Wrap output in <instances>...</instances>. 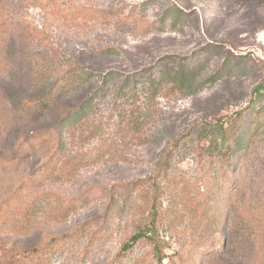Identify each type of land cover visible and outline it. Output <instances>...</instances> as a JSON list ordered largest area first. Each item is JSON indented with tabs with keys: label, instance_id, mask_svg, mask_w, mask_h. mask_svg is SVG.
Here are the masks:
<instances>
[{
	"label": "rangeland",
	"instance_id": "1",
	"mask_svg": "<svg viewBox=\"0 0 264 264\" xmlns=\"http://www.w3.org/2000/svg\"><path fill=\"white\" fill-rule=\"evenodd\" d=\"M0 264H264V0H0Z\"/></svg>",
	"mask_w": 264,
	"mask_h": 264
},
{
	"label": "trees",
	"instance_id": "2",
	"mask_svg": "<svg viewBox=\"0 0 264 264\" xmlns=\"http://www.w3.org/2000/svg\"><path fill=\"white\" fill-rule=\"evenodd\" d=\"M212 131L214 132V140L211 141L210 145L216 146L218 148L220 142H224L226 139V129L225 124L220 121H216L215 124L210 125ZM214 144V145H213ZM211 146V147H212ZM142 233H139L131 238L130 242L125 245V249H128L132 244L136 243L141 237ZM162 258H160V261L162 262Z\"/></svg>",
	"mask_w": 264,
	"mask_h": 264
}]
</instances>
